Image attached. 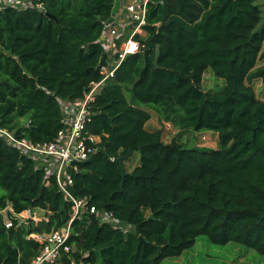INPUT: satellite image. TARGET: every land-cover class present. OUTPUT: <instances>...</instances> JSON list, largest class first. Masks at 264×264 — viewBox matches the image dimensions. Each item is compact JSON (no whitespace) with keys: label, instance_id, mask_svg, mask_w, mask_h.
Returning a JSON list of instances; mask_svg holds the SVG:
<instances>
[{"label":"trees","instance_id":"16d2710c","mask_svg":"<svg viewBox=\"0 0 264 264\" xmlns=\"http://www.w3.org/2000/svg\"><path fill=\"white\" fill-rule=\"evenodd\" d=\"M114 6L115 0H49L44 12L0 11L2 128L35 144L55 141L64 128L59 100L83 98L101 78L100 40ZM145 32L143 50L124 61L90 104L86 132L101 142L79 165L73 188L134 229L123 234L95 216L76 220L71 258L163 264L200 237L264 257V99L254 87L255 80L264 83L258 67L264 0H152ZM207 71L224 82L220 91L200 88ZM143 105L181 131L217 133L220 148L165 144L163 130L147 127L152 114ZM130 150L124 163L136 152L141 159L123 182L116 160ZM36 209L45 217L16 220ZM70 219L55 181L47 185L33 160L0 139V264H31L42 245L30 236L62 229Z\"/></svg>","mask_w":264,"mask_h":264},{"label":"built area","instance_id":"2783aa9c","mask_svg":"<svg viewBox=\"0 0 264 264\" xmlns=\"http://www.w3.org/2000/svg\"><path fill=\"white\" fill-rule=\"evenodd\" d=\"M49 0H0V11L13 9L16 11L38 10L45 11ZM152 0H122L118 9L115 6L110 20L105 24L100 40L104 54H107L106 64H99L100 80L93 81L85 96L76 100H59L63 113L64 128L58 133L55 141L45 144H35L27 139H21L0 126V139L9 147L14 148L34 161L37 168L46 175V183L54 180L65 201L70 205V221L62 229L49 234H32L31 239L42 245L40 254L31 264H83L71 258L74 246L69 243L72 223L76 220L95 216L101 223L111 224L123 234L133 231L134 227L124 223L111 213L100 211L89 204L88 198H79L74 193L75 173L79 172V165L88 162L96 153L97 145L101 142L99 136L86 132V125L91 121L90 104L112 81L124 61L143 50L139 38L146 36L147 13ZM116 2V0H115ZM115 10V11H114ZM125 13L126 17H119ZM28 214L30 217L25 218ZM34 219L32 211L28 210L16 215V220L24 223ZM12 221H6V227L11 228ZM67 257L69 262H64Z\"/></svg>","mask_w":264,"mask_h":264},{"label":"rangeland","instance_id":"374dc122","mask_svg":"<svg viewBox=\"0 0 264 264\" xmlns=\"http://www.w3.org/2000/svg\"><path fill=\"white\" fill-rule=\"evenodd\" d=\"M258 67H264V58L258 63ZM224 87V82L216 78L211 71H207L201 82L200 88L204 91H220ZM254 87L259 98L264 99V83L262 80H255ZM130 99V95L128 94ZM151 112L152 119L147 127L150 130L161 129L164 131V142L170 144L173 140L184 144L187 148H199L202 150L220 148L219 136L215 132L210 131H181L171 123L165 125L153 105L142 106ZM140 154L134 153L128 162L125 163L127 172H131L140 163ZM5 217L7 213L4 212ZM32 215L35 221L45 217L46 212L43 210H34ZM29 218L28 214L24 215ZM163 264H264V257L255 250L249 249L238 243H229L227 245H216L209 241L207 237H200L196 244L186 250L181 256L166 259Z\"/></svg>","mask_w":264,"mask_h":264},{"label":"water","instance_id":"95a60500","mask_svg":"<svg viewBox=\"0 0 264 264\" xmlns=\"http://www.w3.org/2000/svg\"><path fill=\"white\" fill-rule=\"evenodd\" d=\"M47 16L52 18V19H55L50 14H47ZM160 53H161L160 48H157L156 49L155 58H154V65H155V67L157 69L160 68V66H159ZM106 58H107V54H103L102 57H101V64H103V65L106 64V62H105ZM132 153H133V151L130 150L128 152V154H126L125 156H123V157H121V158L116 160V163L118 164L119 169L121 170V174H122V177H123V182H124V179H125V176H126V168H125V163L124 162H125V160H127L132 155ZM44 189H45V186L42 187V190H44ZM140 240H141V242H144V238L143 237H140Z\"/></svg>","mask_w":264,"mask_h":264},{"label":"crops","instance_id":"0c3cea01","mask_svg":"<svg viewBox=\"0 0 264 264\" xmlns=\"http://www.w3.org/2000/svg\"><path fill=\"white\" fill-rule=\"evenodd\" d=\"M122 2V0H116V2H115V10L116 9H118V6L120 5V3ZM114 10V11H115ZM126 17V14L125 13H123L122 14V16H120L119 18L120 19H124ZM164 124L167 126V125H169L168 123H166V122H164ZM154 130V129H153ZM159 130V129H158ZM161 130V129H160Z\"/></svg>","mask_w":264,"mask_h":264}]
</instances>
